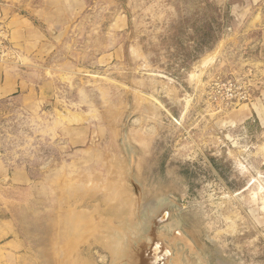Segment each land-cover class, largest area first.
<instances>
[{
  "label": "rangeland",
  "instance_id": "374dc122",
  "mask_svg": "<svg viewBox=\"0 0 264 264\" xmlns=\"http://www.w3.org/2000/svg\"><path fill=\"white\" fill-rule=\"evenodd\" d=\"M70 1L0 0L56 47L38 62L52 96L0 100L1 153L30 178L0 180V217L24 241L2 242L0 264H113L128 238L110 223L136 231L165 209L157 232L180 229L207 264H264V0ZM23 55L0 19V61Z\"/></svg>",
  "mask_w": 264,
  "mask_h": 264
},
{
  "label": "crops",
  "instance_id": "0c3cea01",
  "mask_svg": "<svg viewBox=\"0 0 264 264\" xmlns=\"http://www.w3.org/2000/svg\"><path fill=\"white\" fill-rule=\"evenodd\" d=\"M63 1L66 0H53V4L59 9L63 5ZM78 1L71 0L70 2L74 4ZM0 19L6 21L10 29L11 38L16 41V45L24 52L22 57L23 65L21 67L0 61V100L12 101L18 108L31 111L36 108L37 103L41 100H46L54 94L56 88L55 81L48 78V69L38 62L44 59V52L51 51L56 47L47 39V32H42L34 27L29 20L20 15H12L9 9L0 8ZM41 51L43 52L41 53ZM243 113L246 119L252 116L248 108H245ZM258 113L255 112L256 115ZM69 129V133L67 131V134L73 137L78 136V138L80 136L82 144L89 141L90 130L87 132L75 130V128ZM94 148L95 146L89 147L87 151L81 153L89 154L91 158L97 161V157L93 156L95 152ZM6 178L17 184L24 182L28 184L30 180L29 175L22 168H10L3 158L0 148V180ZM98 178V174L95 175L92 172L84 176V179L87 180L85 183H88V186H92ZM5 232L7 234H3ZM6 239H9V242L16 246L22 247L24 243L17 234L13 222L0 217V244Z\"/></svg>",
  "mask_w": 264,
  "mask_h": 264
},
{
  "label": "water",
  "instance_id": "95a60500",
  "mask_svg": "<svg viewBox=\"0 0 264 264\" xmlns=\"http://www.w3.org/2000/svg\"><path fill=\"white\" fill-rule=\"evenodd\" d=\"M124 124L122 139L123 148L128 156L131 169L135 166V155L133 152L127 150V141L125 138ZM130 182L134 187V193L137 198V213L140 215V207L142 202L141 187L133 178V170L130 172ZM158 210L153 211V214L148 217L140 219L137 224L145 234L142 237H138L139 229H128L125 224H112L113 231L127 232L125 233L128 238V244L120 251L121 256L118 260H114L113 264H184L182 253L178 251V246L182 245L185 250H188L190 256L194 254L198 260L203 264H207L197 251L193 242L178 228L171 231L169 236H163L157 232L160 226H164L169 223V212L165 209L156 214ZM119 233V232H118ZM112 235V234H111ZM121 233L117 236L121 237ZM174 250V251H173Z\"/></svg>",
  "mask_w": 264,
  "mask_h": 264
},
{
  "label": "trees",
  "instance_id": "16d2710c",
  "mask_svg": "<svg viewBox=\"0 0 264 264\" xmlns=\"http://www.w3.org/2000/svg\"><path fill=\"white\" fill-rule=\"evenodd\" d=\"M213 41H214V40H213ZM213 41H211V42L213 43ZM212 43H211V44H212Z\"/></svg>",
  "mask_w": 264,
  "mask_h": 264
}]
</instances>
